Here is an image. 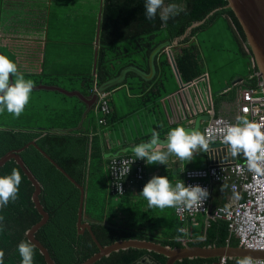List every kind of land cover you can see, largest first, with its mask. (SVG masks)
Listing matches in <instances>:
<instances>
[{"label":"trees","instance_id":"trees-1","mask_svg":"<svg viewBox=\"0 0 264 264\" xmlns=\"http://www.w3.org/2000/svg\"><path fill=\"white\" fill-rule=\"evenodd\" d=\"M2 1L0 0V18ZM167 2V0H166ZM185 11L170 18L162 26L159 17L148 21L144 16L143 0H103L97 70L94 76L81 79V93L85 97L93 94L96 84L101 90H109L111 80L117 75L113 68L112 53L118 50L124 58L131 57L130 65L144 70L141 60L161 46L171 45L184 35L195 22L201 21L217 10L201 26L195 27L189 36L179 42L181 52L176 57V67L183 81L188 82L202 74L203 67L199 58V48L194 40L196 34L208 28L219 16L227 15L232 21V34L242 57L250 62V76L245 77L244 85L253 87L258 84L257 66L252 67L254 58L246 44V35L232 9L227 8V0H183ZM225 18V17H224ZM127 42V44H126ZM121 45L123 47L121 48ZM249 51V53H247ZM0 54H2L0 52ZM132 55H134L132 57ZM132 75H129L131 78ZM133 78L129 80L132 84ZM139 89L148 90V82L139 80ZM53 82V81H50ZM151 88L148 93L153 92ZM58 99L50 105L36 107L26 105L19 117L0 112V158L7 152L24 147L29 142L36 143L86 189L84 221H88L99 242L105 246L121 239H147L173 248L182 247L187 234L181 231L180 223L176 230L164 236L143 232L135 220L128 222L120 219V198H115L110 190V176L104 172V161L90 129H82L79 124L86 110V103L78 97L54 92ZM95 93V92H94ZM157 98L155 95L154 98ZM60 110L64 113L56 116ZM106 116V124L110 116ZM100 116V115H99ZM109 119V120H108ZM53 120V122H51ZM98 122V117H97ZM27 166L42 184L40 201L49 214L48 222L36 233V238L46 246L56 264H82L98 247L88 231L78 234L77 219L80 190L68 180L33 145L22 153ZM16 169L21 182L17 199L0 209V251L3 264H21L17 244L28 241L26 232L41 219L32 200L34 186L14 159L0 168V175L10 174ZM228 189V188H227ZM125 200V199H124ZM213 200L212 208L224 205ZM131 216V214H130ZM205 216V215H204ZM177 217V216H176ZM201 236L187 240L192 246L240 245L239 239L231 233L229 224L223 219H207ZM32 244V243H31ZM33 245V244H32ZM33 264H47L44 256L33 245ZM245 259H227L226 264H240ZM217 258H185L175 264H215ZM167 257L145 249L129 248L113 252L94 264H166Z\"/></svg>","mask_w":264,"mask_h":264},{"label":"crops","instance_id":"crops-1","mask_svg":"<svg viewBox=\"0 0 264 264\" xmlns=\"http://www.w3.org/2000/svg\"><path fill=\"white\" fill-rule=\"evenodd\" d=\"M1 4L0 52L16 63L18 71L24 74L25 79H31L33 86H59L81 93V79L96 74L94 61L96 51L99 52L100 34L97 38V32L99 26L101 31L99 20H102L103 0H3ZM228 27L232 33L229 24ZM193 41L196 42V39ZM198 48L204 71L188 82L182 80L176 67V57L181 52L179 43L161 46L145 61L141 60L144 70L131 66V57L124 58L118 50L114 51L112 57L117 58L113 59V68L117 75L109 84L111 88L105 90L112 108L107 125L97 122L101 114L97 112L96 93L93 92L90 97L81 93L90 105L83 100L87 106L79 126L90 129L93 143L102 155L106 175L111 157L133 155L131 147L149 140L153 130L159 133L162 141L166 139L168 130L177 126L198 130L203 135L204 126L214 117L235 121L240 116V92L247 87L244 78L250 76V62L243 57L244 71L236 72L231 82L221 85L213 82L210 73L205 70L199 45ZM129 75L132 77L129 78ZM132 78L134 80L130 84ZM140 79L148 82V90L139 89ZM151 88L154 90L148 93V98L146 94ZM32 92L38 105L42 102L40 107L58 99L54 93L57 91ZM155 95L157 98L152 99ZM60 113L64 112L55 113V122ZM210 159L207 148L194 153L190 161L180 160L174 154L169 155L165 164L147 165L142 159L145 166L142 187L153 175H165L174 185L184 170L206 168ZM228 159H231L229 149L220 156L222 161ZM141 189L127 193L129 195L125 200L120 199V219L126 218L130 223L135 221L130 218H135V225L143 232L157 236L176 230L180 223L174 207L149 208L139 194ZM233 197L229 184H213L211 208L213 200L217 203L225 200L224 204H227ZM207 222L206 215H199L197 224H188L187 238L194 240L201 236L203 225L206 226Z\"/></svg>","mask_w":264,"mask_h":264},{"label":"clouds","instance_id":"clouds-1","mask_svg":"<svg viewBox=\"0 0 264 264\" xmlns=\"http://www.w3.org/2000/svg\"><path fill=\"white\" fill-rule=\"evenodd\" d=\"M143 8L146 20L154 21L158 16L162 26H166L170 18L185 11L183 0H167V2L143 0ZM32 90L33 81L25 79L13 60L0 54V112L19 117L29 103ZM262 127L264 126L258 122L237 116L235 122L226 128L223 136V142L228 146L231 154L233 156L242 154L247 160L248 170L256 173L261 171L258 162L264 160ZM206 148V139L200 131L177 126L168 130L163 141L160 140L159 133L153 130L149 140L133 145L130 151L135 156L134 160L143 159L145 164L151 165L165 164L170 154H174L180 160L190 161L194 153ZM20 182L21 176L16 169L10 174L0 175V209L17 199ZM139 194L147 201L149 208L159 209L178 206L191 208L198 206L208 197L206 188L198 184L185 185L183 181L173 185L165 175H153ZM2 219L3 217H0V220ZM17 252L21 264H33L34 249L31 242L21 240L17 244ZM0 264H3L2 251H0ZM240 264H249V261L245 259Z\"/></svg>","mask_w":264,"mask_h":264},{"label":"built area","instance_id":"built-area-1","mask_svg":"<svg viewBox=\"0 0 264 264\" xmlns=\"http://www.w3.org/2000/svg\"><path fill=\"white\" fill-rule=\"evenodd\" d=\"M251 64L252 67L255 66L254 58ZM93 92L98 98L97 112L101 114L98 117V123L105 125L106 116L112 113L109 94L99 89L96 84ZM239 114L264 126V83L241 90ZM234 122L221 116L209 121L203 128L207 146L224 143L225 130ZM261 131H264V127ZM208 150L211 159L206 168L186 169L177 180V182L183 181L185 185L198 184L208 191V197L198 206L174 207L175 215L182 225L181 231L187 234L188 224H197L198 216L203 214L207 216V219L226 220L231 233L239 239L240 245L250 249L264 250V160L258 162L261 171L256 173L248 170L246 158L222 161L220 149ZM134 159V155L113 156L108 162L110 190L115 198L142 188V183L145 181L144 162L142 159ZM213 184H229V189L234 195L233 199L227 204L211 208ZM186 239L192 240L191 237ZM248 261L249 264H264V260L249 259ZM226 263L227 259L222 258L220 264Z\"/></svg>","mask_w":264,"mask_h":264},{"label":"water","instance_id":"water-1","mask_svg":"<svg viewBox=\"0 0 264 264\" xmlns=\"http://www.w3.org/2000/svg\"><path fill=\"white\" fill-rule=\"evenodd\" d=\"M227 8L232 9L238 21L240 22L244 33L246 35V44L244 46L247 50V46L250 48V51L254 57L255 64L257 66V78L258 84L264 83V0H227ZM217 10L209 13L206 18L201 21L193 23L186 31L184 35L178 37L174 42L179 43L187 36L190 35L192 30L195 27L201 26L216 12ZM228 24L232 27L231 19L225 15L224 16ZM101 18V16H100ZM99 20V25H100ZM98 37L100 34V26L98 27ZM249 53V51H247ZM97 56L98 51L95 53L94 61V73H96L97 68ZM11 80V75H10ZM33 90H49L57 91L63 93L67 96H78L82 98L87 104L90 105L88 99H86L78 91H68L59 86H48V85H38L33 86ZM96 99V97H95ZM30 145L35 146L45 158L48 159L68 180H70L79 190H80V201L78 207V219H77V229L78 234H83L85 231H88L92 240L98 247V252L93 254L90 258L84 261L82 264H94L103 257L110 256L113 252H118L120 250H126L129 248L136 249H145L148 251H153L159 254H162L167 257L166 264H175L176 261H181L185 258H217L215 264H220L222 258L226 259H247V260H264V250H255L244 247L242 245L233 246V245H223V246H192L187 242L184 243L182 247H170L165 246L159 242L151 241L147 239H121L115 241L112 244L103 246L97 239L95 233L92 230V226L88 221H84V212H85V200H86V189L83 185L78 183L65 169H63L50 155H48L37 143L36 140H33L26 144L24 147L13 149L7 152L0 158V168L6 164L9 160L14 159L16 163L21 167L27 178L31 181L34 186V192L32 195V200L35 204L36 209L41 215V219L35 223L30 229L26 232V237L29 242H31L44 256V259L47 264H56L55 260L52 258L48 248L43 245V243L36 238V233L38 230L45 225L49 220V214L45 210L44 206L40 201V194L42 192V184L38 178L34 175L32 170L27 166L24 159L21 156V153ZM208 149L218 148L222 152L228 148L225 143H215L207 146ZM231 153V152H230ZM245 157L240 154L233 156L231 154V160L235 161L237 159H244ZM226 159V158H225Z\"/></svg>","mask_w":264,"mask_h":264},{"label":"rangeland","instance_id":"rangeland-1","mask_svg":"<svg viewBox=\"0 0 264 264\" xmlns=\"http://www.w3.org/2000/svg\"><path fill=\"white\" fill-rule=\"evenodd\" d=\"M206 29L199 31L195 36L201 50L204 68L210 73L213 82L226 85L232 81L236 72L244 71V58L239 52L226 18L217 17ZM33 94L31 92L27 105L35 103L36 107H39L42 102L38 106L39 102L35 101Z\"/></svg>","mask_w":264,"mask_h":264}]
</instances>
